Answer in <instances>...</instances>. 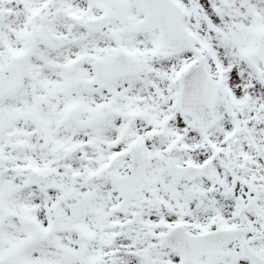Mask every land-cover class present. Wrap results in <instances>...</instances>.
Wrapping results in <instances>:
<instances>
[{
  "label": "snow or ice",
  "instance_id": "snow-or-ice-1",
  "mask_svg": "<svg viewBox=\"0 0 264 264\" xmlns=\"http://www.w3.org/2000/svg\"><path fill=\"white\" fill-rule=\"evenodd\" d=\"M0 264H264V0H0Z\"/></svg>",
  "mask_w": 264,
  "mask_h": 264
}]
</instances>
